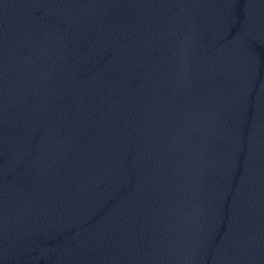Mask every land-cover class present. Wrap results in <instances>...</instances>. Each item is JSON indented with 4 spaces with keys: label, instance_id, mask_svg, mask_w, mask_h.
<instances>
[{
    "label": "water",
    "instance_id": "water-1",
    "mask_svg": "<svg viewBox=\"0 0 264 264\" xmlns=\"http://www.w3.org/2000/svg\"><path fill=\"white\" fill-rule=\"evenodd\" d=\"M0 264H264V0H0Z\"/></svg>",
    "mask_w": 264,
    "mask_h": 264
}]
</instances>
